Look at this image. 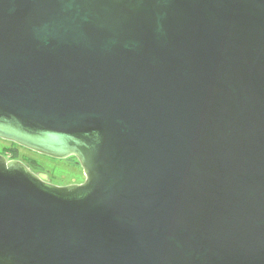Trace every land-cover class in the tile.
Returning <instances> with one entry per match:
<instances>
[{"label":"water","instance_id":"obj_1","mask_svg":"<svg viewBox=\"0 0 264 264\" xmlns=\"http://www.w3.org/2000/svg\"><path fill=\"white\" fill-rule=\"evenodd\" d=\"M0 264H264V0H0Z\"/></svg>","mask_w":264,"mask_h":264},{"label":"rangeland","instance_id":"obj_2","mask_svg":"<svg viewBox=\"0 0 264 264\" xmlns=\"http://www.w3.org/2000/svg\"><path fill=\"white\" fill-rule=\"evenodd\" d=\"M24 155L40 162L44 166L41 174L47 175L51 184L56 186H70L84 183L85 175L77 161L70 158L67 160H54L44 156H37L22 151Z\"/></svg>","mask_w":264,"mask_h":264},{"label":"flooded vegetation","instance_id":"obj_3","mask_svg":"<svg viewBox=\"0 0 264 264\" xmlns=\"http://www.w3.org/2000/svg\"><path fill=\"white\" fill-rule=\"evenodd\" d=\"M22 151L29 152L37 156H41L31 151H28L24 148H21L17 145H14L12 143L0 140V156L7 158L9 161L12 160L20 161L23 164H25L28 168H29L28 166L29 162H37L39 167L42 168V170L44 169V166H42L40 162L31 158L30 156L24 155ZM36 174H41V172H37Z\"/></svg>","mask_w":264,"mask_h":264},{"label":"trees","instance_id":"obj_4","mask_svg":"<svg viewBox=\"0 0 264 264\" xmlns=\"http://www.w3.org/2000/svg\"><path fill=\"white\" fill-rule=\"evenodd\" d=\"M74 159L75 161H77L75 158H72ZM28 166L29 168L34 172V173H37V172H41L43 171L42 168L39 167L38 163L37 162H29L28 163Z\"/></svg>","mask_w":264,"mask_h":264}]
</instances>
